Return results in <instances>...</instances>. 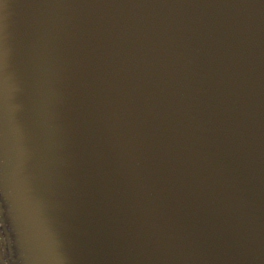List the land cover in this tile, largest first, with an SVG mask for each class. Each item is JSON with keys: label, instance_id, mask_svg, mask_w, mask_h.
I'll return each instance as SVG.
<instances>
[{"label": "water", "instance_id": "obj_1", "mask_svg": "<svg viewBox=\"0 0 264 264\" xmlns=\"http://www.w3.org/2000/svg\"><path fill=\"white\" fill-rule=\"evenodd\" d=\"M0 264H264V0H0Z\"/></svg>", "mask_w": 264, "mask_h": 264}]
</instances>
